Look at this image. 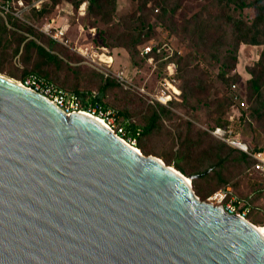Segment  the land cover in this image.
Masks as SVG:
<instances>
[{
	"label": "water",
	"instance_id": "obj_1",
	"mask_svg": "<svg viewBox=\"0 0 264 264\" xmlns=\"http://www.w3.org/2000/svg\"><path fill=\"white\" fill-rule=\"evenodd\" d=\"M195 177L0 74V264H264Z\"/></svg>",
	"mask_w": 264,
	"mask_h": 264
},
{
	"label": "trees",
	"instance_id": "obj_2",
	"mask_svg": "<svg viewBox=\"0 0 264 264\" xmlns=\"http://www.w3.org/2000/svg\"><path fill=\"white\" fill-rule=\"evenodd\" d=\"M25 1L31 4L36 0ZM62 1L43 0L40 8L30 7L26 19L36 28L11 20L13 29H9L0 17V74L23 84L32 76L45 77L62 89L79 95L86 107L98 104L104 110L116 109L120 122L131 120L126 125L125 138L137 140V147L144 155L163 159L156 150L147 149L142 144L143 139L160 133L164 129L162 120H177V115L162 106L150 107L140 120H135L133 116L142 112L144 102L91 68L70 64L78 59L38 30L54 18ZM67 1L73 7L72 22L79 17L85 28L96 30V34L82 45L108 50L123 48L137 71L147 70V60L141 56V49L146 43L156 41L158 33L154 19L170 34L189 42L191 50L185 55L176 52L167 59L165 52L155 55L160 69L171 62L176 64L175 78L180 95L170 106L182 110L190 118L186 121L180 119L177 125L180 158L174 165L187 177L198 176L192 185L201 200H206L220 188L232 186L231 180L236 172L249 175L253 159L214 138L208 131L197 127V123H200L198 112L201 108L208 109L207 121L213 123L208 129H233L235 124L246 126L254 121L264 123V0H205L197 9L189 10H185L184 5L192 0H127L121 8L118 0ZM84 2L87 3V11L85 17H81L79 9ZM163 42L168 41L157 43ZM242 44L263 47L259 60L249 68L247 110L238 109L229 95L231 85L241 77L236 68ZM18 55L22 68L13 62ZM202 56L211 61L208 70L197 65ZM215 70L218 72L211 76L210 72ZM218 83L227 88L223 101L209 98V93ZM93 92L95 96L91 97ZM233 131L235 135H240L235 129ZM253 148L264 151V147L257 145ZM163 161L170 166L172 159L166 157ZM251 176L259 182L255 183L251 193V202L256 206L259 197L264 195V177L258 174ZM236 194L241 198L251 195ZM259 210L253 209L248 220L263 226L264 213Z\"/></svg>",
	"mask_w": 264,
	"mask_h": 264
},
{
	"label": "built area",
	"instance_id": "obj_3",
	"mask_svg": "<svg viewBox=\"0 0 264 264\" xmlns=\"http://www.w3.org/2000/svg\"><path fill=\"white\" fill-rule=\"evenodd\" d=\"M42 1L43 0H36L33 3L28 4L25 0H0V17L4 20L9 29H13L10 24L11 20H16L31 27H35L31 21L26 19V13L30 7L35 6L40 8ZM61 11L73 13V7L69 3H65V6L61 8ZM86 11L87 3L84 2L79 9V15L81 17L85 16ZM38 30L54 42L70 48L73 52L79 55L81 59H83V63L98 71L104 76V78L114 80L124 90L137 93L145 99L148 104L171 108V102L180 95L179 88L177 87V80L175 78L176 64L174 62H171L166 66V76L163 79L164 81L155 89H150L147 86V81L142 84L135 83L125 68L115 67L114 56L107 48H99L93 45H82L79 43L72 45L68 38L69 21L66 17L59 16L58 19H52L41 28H38ZM29 38L33 37L29 36ZM163 52L167 54L165 59L173 56L176 52L179 54L181 53V51L173 47L169 42H163L160 44L150 41L142 47L141 56L145 57L148 63L153 69H155L157 62L155 55H161ZM24 85L43 94L67 113L82 112L99 118L120 138L128 143L131 142L130 138H125L126 125L130 124L131 120L125 119L120 122L119 114L115 109L104 110L98 104H88L86 107L79 95L62 89L45 77L32 76L27 79ZM229 95L238 109H248L249 105L245 96V91L241 89L239 84L234 83L231 85ZM90 96L94 97L95 93L93 92ZM208 131L215 138L243 151L253 159L254 163L251 168L248 169L250 176L258 174L264 177V151L254 150L252 146L240 139L239 136L235 135L233 129L230 127H214L208 129ZM252 196L253 195H249L247 198H241L234 192L233 187L228 185L215 191L206 201L215 205L223 206L229 213L239 215L249 221L248 216L250 212L255 208L259 209L251 202ZM253 225L256 226L255 224ZM262 227L264 228V225Z\"/></svg>",
	"mask_w": 264,
	"mask_h": 264
},
{
	"label": "rangeland",
	"instance_id": "obj_4",
	"mask_svg": "<svg viewBox=\"0 0 264 264\" xmlns=\"http://www.w3.org/2000/svg\"><path fill=\"white\" fill-rule=\"evenodd\" d=\"M205 2H206L205 0L188 1L185 3L184 8L185 10L186 9L189 10L192 8L197 9L199 4H202ZM65 3H69V2L67 0H63L61 2L58 12L54 16L53 19H58L59 16L66 17L70 23V28L68 31V38L70 39L72 45L76 43L83 44L84 42L88 41L93 35L96 34V30L85 28L82 22V19H80L79 17L75 22H72L74 14L68 13L67 11H64V12L61 11V8L65 6ZM118 4H119V7L121 8L127 4V0H118ZM157 12L158 11L155 10L156 14ZM191 13L192 11L190 10V14ZM153 21L157 26V33H158L157 37L154 39L156 41H153V42L157 43L158 41H162V40L168 41L170 44H172L173 47L181 51L182 55H185L190 52L191 48H190L189 42H183L176 36L170 34L164 27L159 25L156 19H154ZM59 46H62V45L59 44ZM62 47L66 49L70 55L78 59L77 62H70V64L72 65L80 64L82 66L89 67L87 64L83 63V59H81V57L77 55L75 52H73L70 48L64 47V46ZM262 49H263L262 46H251V45H246V44H242L240 47L239 62L237 64L236 72L239 73L241 77L239 80L236 81V83L239 84L241 89L245 91V96L247 95V79L251 77L249 73V68L252 67L259 60ZM109 51L115 58H117V63H115L114 66L118 68L119 67L125 68L129 72L130 77L133 79L135 83L142 84L143 82L147 81V86L150 89H155L161 82L164 81L163 79L166 76V67H164L163 69H160L158 62H156L155 69H153V67L147 61V64H148L147 70L137 71L136 69L133 68L132 64L129 61L128 53L123 48L111 49ZM13 62H14V65H16L19 68H22V64L19 61V55L13 59ZM197 65L200 69L204 68L208 70V68H210L211 61L207 56H202L200 57ZM217 72L218 70H215L213 72H210V74L211 76H215ZM127 92L133 94L134 96L139 98L142 102H144L142 112L139 113L138 115L133 116V118L137 121L140 120L143 114L146 113L148 108L150 107L161 108V105L155 106V105L148 104L145 99H143L141 96H139L135 92H132V91H127ZM225 94H227V88L223 87L222 84L218 83L217 86L214 89H212L211 92L209 93V98H211L212 100L220 99L221 101H223ZM203 96L204 95H202V97ZM165 108H168V107H165ZM108 109H114V108H108ZM168 109L171 110L173 113H175V115H177L178 117L177 120L176 119L174 120L163 119L162 124L164 126V129L160 133L144 138L142 144L149 150H156L157 152H159L160 155L163 157V159L161 158L162 160H164L166 157H170L172 159L170 166L173 168H176L174 165V162H177L180 158V154H179V151H180L179 143L180 142H178L177 140V125L180 119H182V121H186V120H189L190 118L182 110L173 109L172 107L171 109L170 108ZM207 111L208 109L205 110L204 108H201L198 112V114L201 115L200 116L201 124L197 123V127H200L204 131H208L207 127H211L213 125L212 121L211 122L207 121L208 120ZM234 129L238 131V133L240 134L238 135L239 138L242 139L244 142L248 143L250 146L254 147L255 145H257L259 147H264V123L254 121L250 125H246V126H243L241 124H235L233 127V130ZM130 143L133 144V146L135 147H137L139 144V142L134 139L131 140ZM240 173L239 172L235 173L234 178L231 180L232 181L231 185L234 191L238 193L239 195L241 196L249 195L254 191V187L256 185L255 183H257L258 180L255 179V176L245 175V173L243 174V172L240 175ZM255 205L258 208H260L259 210L260 212L264 213V195L259 197ZM255 217H257V214Z\"/></svg>",
	"mask_w": 264,
	"mask_h": 264
},
{
	"label": "bare ground",
	"instance_id": "obj_5",
	"mask_svg": "<svg viewBox=\"0 0 264 264\" xmlns=\"http://www.w3.org/2000/svg\"><path fill=\"white\" fill-rule=\"evenodd\" d=\"M99 119V118H97ZM100 120V119H99ZM102 121V120H100ZM103 122V121H102ZM105 123V122H103ZM135 147V146H134ZM137 150L141 151L139 148L135 147ZM187 177V176H186ZM260 225V224H259ZM256 225L255 227L258 229V231H260V233H262L264 235V228L262 226Z\"/></svg>",
	"mask_w": 264,
	"mask_h": 264
},
{
	"label": "crops",
	"instance_id": "obj_6",
	"mask_svg": "<svg viewBox=\"0 0 264 264\" xmlns=\"http://www.w3.org/2000/svg\"><path fill=\"white\" fill-rule=\"evenodd\" d=\"M114 59H115V63H117V58L114 57Z\"/></svg>",
	"mask_w": 264,
	"mask_h": 264
}]
</instances>
